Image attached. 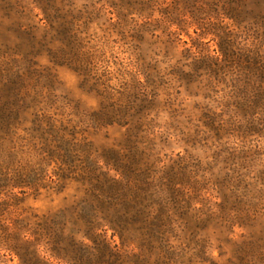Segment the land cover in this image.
Wrapping results in <instances>:
<instances>
[{"label": "rangeland", "instance_id": "obj_1", "mask_svg": "<svg viewBox=\"0 0 264 264\" xmlns=\"http://www.w3.org/2000/svg\"><path fill=\"white\" fill-rule=\"evenodd\" d=\"M0 264H264V0H0Z\"/></svg>", "mask_w": 264, "mask_h": 264}]
</instances>
